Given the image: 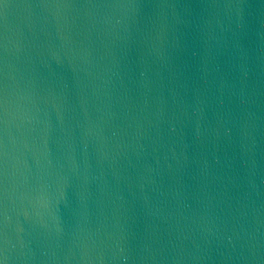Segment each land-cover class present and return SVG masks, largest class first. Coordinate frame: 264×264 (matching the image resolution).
<instances>
[{"label":"water","instance_id":"95a60500","mask_svg":"<svg viewBox=\"0 0 264 264\" xmlns=\"http://www.w3.org/2000/svg\"><path fill=\"white\" fill-rule=\"evenodd\" d=\"M4 264H264V0H2Z\"/></svg>","mask_w":264,"mask_h":264},{"label":"snow or ice","instance_id":"6c2138e0","mask_svg":"<svg viewBox=\"0 0 264 264\" xmlns=\"http://www.w3.org/2000/svg\"><path fill=\"white\" fill-rule=\"evenodd\" d=\"M0 3H2V0H0ZM0 264H4V261L0 259Z\"/></svg>","mask_w":264,"mask_h":264}]
</instances>
